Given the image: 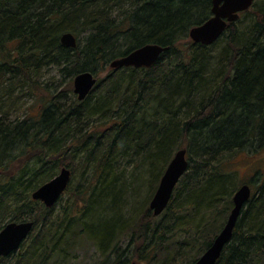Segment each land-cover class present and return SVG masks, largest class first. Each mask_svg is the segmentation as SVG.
I'll return each instance as SVG.
<instances>
[{
    "label": "trees",
    "instance_id": "1",
    "mask_svg": "<svg viewBox=\"0 0 264 264\" xmlns=\"http://www.w3.org/2000/svg\"><path fill=\"white\" fill-rule=\"evenodd\" d=\"M210 8L211 0H0V230L34 224L0 264H71L90 247L94 264H130L132 252L144 261L161 228L184 238L165 248V264H193L211 245L245 183L232 158L264 152V0L212 45L190 42ZM64 33L76 48L61 45ZM147 44L168 48L151 68L107 70ZM49 68L68 86L82 72L106 74L79 102L44 80ZM24 92L37 111L12 119ZM181 149L188 168L163 212L168 228L152 223L148 199ZM67 161L71 175L91 176L54 215L31 194ZM128 167L139 170L129 181ZM246 184L251 196L217 264H264V175Z\"/></svg>",
    "mask_w": 264,
    "mask_h": 264
},
{
    "label": "water",
    "instance_id": "2",
    "mask_svg": "<svg viewBox=\"0 0 264 264\" xmlns=\"http://www.w3.org/2000/svg\"><path fill=\"white\" fill-rule=\"evenodd\" d=\"M255 0H211V16L188 31V38L193 43L210 46L215 43L225 32L228 24L234 23L240 14L247 11ZM60 43L66 48L77 47V39L72 33H64L60 37ZM168 48L147 44L138 48L122 58L109 63V69L115 70L126 68H151L162 53ZM97 82L94 74L82 72L73 78V93L78 101H83L94 88ZM188 161L186 150H178L167 165L153 195L149 209L153 216H159L167 208L173 191L179 180L187 172ZM70 180V171L61 168L59 173L50 181L41 185L31 194V199L40 202L47 209L53 207L66 190ZM251 191L248 185L239 187L232 198L233 208L220 233L215 237L211 245L202 256L193 264H217L224 247L230 242L236 221L249 200ZM33 222H11L6 224L0 231V257H7L17 251L20 245L30 234ZM131 264H140L132 262Z\"/></svg>",
    "mask_w": 264,
    "mask_h": 264
},
{
    "label": "rangeland",
    "instance_id": "3",
    "mask_svg": "<svg viewBox=\"0 0 264 264\" xmlns=\"http://www.w3.org/2000/svg\"><path fill=\"white\" fill-rule=\"evenodd\" d=\"M107 70H108V67H107ZM105 74L106 73L104 72L98 75L97 80L104 78ZM44 80L47 81L48 83H52L51 85L53 87H56L58 92L63 91V90L66 91L69 88L72 90L73 88V82H72L73 80L71 81V84L68 86L67 84H68L69 79L63 78L62 75L60 76L58 74V69L56 68H49L48 70H46L45 75H44ZM16 96L17 94L15 95V98ZM14 102L15 103L17 102V104L15 107V110L11 114L12 119H15V118L24 119V118H28L29 116L32 117L37 111V108L33 106L37 104L34 94H29L27 92H24V94H22L19 99H15ZM232 160H233V169L236 170L238 174L237 175L238 178L244 181L245 183L249 182L250 179H252L255 174L264 175V152L260 156L258 157L256 156V158H249L247 155L241 153V154H238L235 158L233 157ZM69 162L70 161H67L63 167H66L70 170V168L72 167L69 166ZM60 168L58 169L57 173H59ZM134 169L136 171H134ZM138 171L139 170H137L136 168H131V167L125 168V173H126L125 179L129 181L131 176L139 173ZM71 173L72 175L69 181L71 184L69 183L70 187L68 189L70 193H66L65 195H63L61 197L60 202L54 206L53 208L54 215L59 213L60 208L64 205L66 201L70 203L73 200L72 197H75L74 196L75 194L84 190V187L86 186L84 182L86 179H88V177L91 176L90 170H85V172H83L82 174L75 173L74 175L72 171ZM0 175H1V171H0ZM256 185H258V182H255L254 184H252V188H255ZM147 190H146L145 196L147 195ZM154 193L155 191L153 192V194L152 193L150 194L151 197L148 199V204L151 201ZM144 197H142V199L137 202L138 205H140L143 202ZM148 204L146 205L147 209H148ZM131 206H134V202L132 203ZM137 209H139V207H137ZM143 211H144V207L141 209L140 213H138L139 215H138L137 221L141 219ZM154 218L155 219L152 221L153 224L163 223L165 227L172 226L171 225L172 221L167 222V220L164 219L163 214L160 216L154 217ZM185 221H188V220H185ZM175 232L176 234H173ZM158 235H162L163 237L160 238L159 247L156 250L155 254L152 255L153 252L149 251L148 254H145V258L143 259L144 261H141L138 259L139 256L137 254H134V252H132V256L130 257L132 260H130V263L134 261V262L141 263V264H165L164 263V260L166 258L165 251H167L165 250V248L167 249L174 248V244H176L180 240L181 241L184 240L183 236H180V234L177 233V227L172 228L169 232L161 228ZM129 239H130L129 236L127 237L124 236V238H122L121 242H119L121 245V248H124L125 245H127ZM169 256H170L169 258H172L171 255ZM97 259H98V251L95 250V248L90 247L87 249L79 250V252H77L75 260H73L71 264H94V262ZM166 264H181V263H180V260H178V257H175V261L173 263L168 262Z\"/></svg>",
    "mask_w": 264,
    "mask_h": 264
},
{
    "label": "bare ground",
    "instance_id": "4",
    "mask_svg": "<svg viewBox=\"0 0 264 264\" xmlns=\"http://www.w3.org/2000/svg\"><path fill=\"white\" fill-rule=\"evenodd\" d=\"M152 212V211H151Z\"/></svg>",
    "mask_w": 264,
    "mask_h": 264
}]
</instances>
